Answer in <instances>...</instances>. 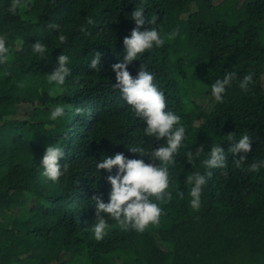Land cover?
<instances>
[{"label":"trees","instance_id":"trees-1","mask_svg":"<svg viewBox=\"0 0 264 264\" xmlns=\"http://www.w3.org/2000/svg\"><path fill=\"white\" fill-rule=\"evenodd\" d=\"M139 2L21 0L11 12L10 0H0V36L10 48L9 61L0 64V264H264V169H247L264 159V0H145V15H158L161 34L178 28L179 35L128 68L134 76L142 64L156 73L169 104L165 110L181 115L189 135L170 170L173 195L160 202V223L136 233L110 221L114 226L102 241L91 235V198L102 194L107 200L110 190L109 173L95 169L102 153L151 162L127 148L144 139L143 122L132 117L111 85V66L123 58V38L135 27L130 13ZM58 34L66 36L63 43ZM37 40L47 45L44 57L32 52ZM96 52L99 70L88 66ZM62 53L70 57L72 73L53 98L47 76ZM227 70L241 79L252 73L253 82L245 91L234 81L223 103H216L210 85ZM201 83L204 91L194 94ZM202 95L213 99L209 107L197 102ZM58 103L67 114L50 121ZM76 107L83 111L76 114ZM245 131L253 150L240 167L230 152L223 169H204L199 160L191 165L184 156L202 145L204 159L216 143L227 152L228 135ZM163 142L146 137L144 146ZM51 143L64 146L60 162L68 164L55 183L39 166ZM197 169L209 179L201 208L194 211L185 180Z\"/></svg>","mask_w":264,"mask_h":264},{"label":"clouds","instance_id":"clouds-1","mask_svg":"<svg viewBox=\"0 0 264 264\" xmlns=\"http://www.w3.org/2000/svg\"><path fill=\"white\" fill-rule=\"evenodd\" d=\"M21 6V0H10L9 11L15 12ZM145 0H140L130 13L134 20L135 27L131 29L130 35L123 38L124 55L118 62L112 64V71L115 72V83L111 84L113 89L119 91L120 98L127 105L128 110L135 120L143 122L142 139L139 143L127 147L131 153H138L149 157L151 162H145L143 158H129L123 152H116L112 155L102 153V158L95 162V169L106 170L109 175L107 181L110 190L107 200L103 195H94L91 201L94 205V223L90 227L91 235L95 241H102L108 231L114 226L110 221L115 222L124 231H135L143 233L150 226L160 223L163 208L160 202H167L172 199L170 190L171 169L177 166V157L180 150L185 147L188 139V130L182 117L170 107L165 110L167 102L166 92L159 83L156 82V73L150 71L147 66L142 64L136 75H132L128 65L134 60L141 59L143 54L154 49L162 48L165 39H174L179 35V29H172L167 36L161 34L158 26V15L146 16ZM87 23L92 24L91 17ZM145 24L151 27H142ZM152 25H157L153 27ZM50 28L58 29L59 25L52 23ZM82 30L83 26H82ZM61 43L66 40V36L58 34ZM48 51L47 45L40 40L32 44V52L44 57ZM10 59V48L5 39L0 36V64L8 62ZM57 66L49 72L47 81L51 88L47 93L50 97H57L64 91L63 86L67 78L72 73L69 66L70 57L67 54H60L57 57ZM88 66L91 69L99 70L100 54L96 52L91 58ZM238 83V87L247 91L253 82L252 73H248L241 79L236 71L227 70L222 77L215 79L210 85V96L216 103H223L227 90L233 82ZM76 114H80L83 109L76 107ZM67 114L66 105L58 103L49 112L50 121H58L65 118ZM152 137L154 140L163 139L164 142L158 147L153 143H147L145 138ZM227 140L231 141L227 152L221 147L220 143L210 145L207 155L200 159L201 153L205 152L201 145L194 151L188 149L184 156L192 165L196 160L200 161L204 169L221 168L227 163V153L232 154L233 163L240 167L248 159V153L252 149L251 136L247 131L236 137L229 134ZM65 156L64 146L58 143H51L46 149L40 160L41 175L53 183L65 175L68 171V164L61 163V158ZM114 174H113V170ZM250 172L259 173L264 169V159L253 160L247 165ZM210 175V173H209ZM209 177L197 169L190 175H186V188H188V205L190 209L199 211L202 204V193L204 186L208 183ZM190 186V188L188 187ZM184 191L177 190V196L183 199Z\"/></svg>","mask_w":264,"mask_h":264},{"label":"rangeland","instance_id":"rangeland-1","mask_svg":"<svg viewBox=\"0 0 264 264\" xmlns=\"http://www.w3.org/2000/svg\"><path fill=\"white\" fill-rule=\"evenodd\" d=\"M214 1V3L216 4V3H218L219 1H221V0H213ZM204 89H205V85L204 84H198L197 85V88L196 89H193L192 90V92L194 93V94H197V93H200V92H202V91H204ZM197 102H199L204 108H206V107H209L210 106V103L213 101V99L211 98V97H206V96H200V97H198L197 99ZM24 106H20L19 108H18V110H17V115H19V116H22L23 115V113H24ZM52 264H55V263H52Z\"/></svg>","mask_w":264,"mask_h":264}]
</instances>
